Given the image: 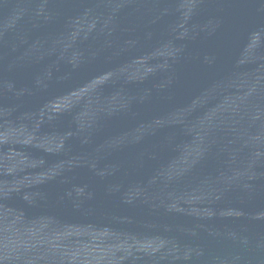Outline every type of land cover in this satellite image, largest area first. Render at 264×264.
<instances>
[{
  "label": "water",
  "instance_id": "obj_1",
  "mask_svg": "<svg viewBox=\"0 0 264 264\" xmlns=\"http://www.w3.org/2000/svg\"><path fill=\"white\" fill-rule=\"evenodd\" d=\"M0 264H264V0H0Z\"/></svg>",
  "mask_w": 264,
  "mask_h": 264
}]
</instances>
